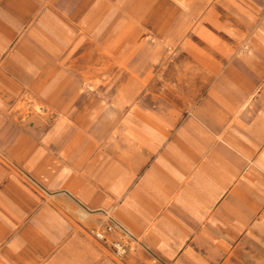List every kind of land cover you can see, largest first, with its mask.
Returning a JSON list of instances; mask_svg holds the SVG:
<instances>
[{"label":"crops","instance_id":"1","mask_svg":"<svg viewBox=\"0 0 264 264\" xmlns=\"http://www.w3.org/2000/svg\"><path fill=\"white\" fill-rule=\"evenodd\" d=\"M41 6L0 0V57ZM50 13L6 61L4 102L24 88L15 75L36 77L47 41L43 24L72 40L74 31ZM253 33L247 65L264 73V14ZM64 49L50 47L55 54ZM27 82L39 97H54L43 91L45 81ZM217 87L162 108L138 102L121 115L107 140L112 152L102 186L90 181L86 193L60 177L43 181V156L34 154L43 146L0 145V264H264V107L242 127H225L219 117L230 103ZM249 104L264 106V96Z\"/></svg>","mask_w":264,"mask_h":264},{"label":"rangeland","instance_id":"2","mask_svg":"<svg viewBox=\"0 0 264 264\" xmlns=\"http://www.w3.org/2000/svg\"><path fill=\"white\" fill-rule=\"evenodd\" d=\"M49 11L54 23L74 31L72 40L43 24L47 41L36 77L15 75L24 88L0 99V145L43 146L34 153L43 156V181L60 177L85 193L90 181L102 186L112 152L107 140L138 102L162 108L171 98H200L218 86L217 95L230 103L219 117L225 127H242L263 110L249 104L264 96V73L249 71L247 55L264 0H42L0 57V74ZM51 46L65 49L55 54ZM31 78L45 81L43 91L54 97H39Z\"/></svg>","mask_w":264,"mask_h":264},{"label":"built area","instance_id":"3","mask_svg":"<svg viewBox=\"0 0 264 264\" xmlns=\"http://www.w3.org/2000/svg\"><path fill=\"white\" fill-rule=\"evenodd\" d=\"M114 247L116 249V252L121 253V254L125 253V248L119 247L117 245H115Z\"/></svg>","mask_w":264,"mask_h":264}]
</instances>
